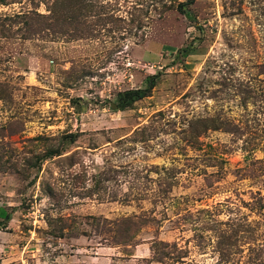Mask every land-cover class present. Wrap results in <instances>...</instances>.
Listing matches in <instances>:
<instances>
[{
    "label": "rangeland",
    "instance_id": "374dc122",
    "mask_svg": "<svg viewBox=\"0 0 264 264\" xmlns=\"http://www.w3.org/2000/svg\"><path fill=\"white\" fill-rule=\"evenodd\" d=\"M0 264H264V0H0Z\"/></svg>",
    "mask_w": 264,
    "mask_h": 264
},
{
    "label": "trees",
    "instance_id": "16d2710c",
    "mask_svg": "<svg viewBox=\"0 0 264 264\" xmlns=\"http://www.w3.org/2000/svg\"><path fill=\"white\" fill-rule=\"evenodd\" d=\"M155 80L151 78L149 80L148 87L143 89H134V90H128L122 94H120V107L121 109H124L127 106H130L134 101L139 100L141 98H144L149 95L150 91L155 87ZM202 122V121H200ZM210 129V126H207L205 128V131Z\"/></svg>",
    "mask_w": 264,
    "mask_h": 264
}]
</instances>
